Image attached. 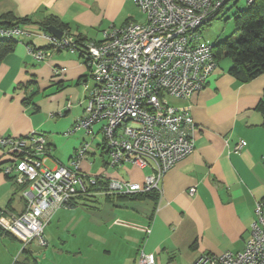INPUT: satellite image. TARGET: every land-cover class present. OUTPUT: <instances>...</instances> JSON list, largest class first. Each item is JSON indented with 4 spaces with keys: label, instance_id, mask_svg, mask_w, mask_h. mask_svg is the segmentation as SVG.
<instances>
[{
    "label": "crops",
    "instance_id": "obj_1",
    "mask_svg": "<svg viewBox=\"0 0 264 264\" xmlns=\"http://www.w3.org/2000/svg\"><path fill=\"white\" fill-rule=\"evenodd\" d=\"M135 6L134 0H0V13L13 11L35 20L55 14L70 25L71 34L101 40L105 32L134 20ZM25 30L27 34L19 36L14 50L0 64V135L43 133L58 166L70 164L80 145L79 138L71 134L82 132L83 141L90 144L81 165L85 173L105 180L143 182L150 167L111 165L102 133L99 137V131L94 135L83 128L72 130L95 84L79 51L51 49L47 57L37 60L30 47L49 42L37 23L25 25ZM222 60L205 86L181 105L189 106L196 123L195 149L165 173L159 198L117 196L143 203L130 211L138 224L124 226L135 231L131 238L137 252L153 253L160 262L189 264L205 254L243 250L252 233L257 204L264 201V125L257 109L264 100V72L241 82L229 71L232 60ZM88 134L92 137L86 140ZM241 140L245 145L236 150ZM58 146L59 158L54 155ZM10 158L0 146V163ZM16 186L1 170V206H7ZM191 187L196 188L193 194ZM97 192L77 196L75 205L58 210L76 208ZM105 194L107 200L115 196ZM11 207L23 209L20 193L14 195Z\"/></svg>",
    "mask_w": 264,
    "mask_h": 264
},
{
    "label": "built area",
    "instance_id": "obj_2",
    "mask_svg": "<svg viewBox=\"0 0 264 264\" xmlns=\"http://www.w3.org/2000/svg\"><path fill=\"white\" fill-rule=\"evenodd\" d=\"M134 1L146 15L143 23L129 21L105 32L101 40L87 39L84 47L71 33L57 37L44 32L51 47H30L37 60L47 57L51 49L78 52L79 47L84 48L95 84L84 114L72 130L101 132L111 165L133 163L151 169L143 182L108 180L103 191L113 195L160 193L165 173L195 149L196 123L189 106H172L168 97L190 98L217 68L213 45L210 41L199 43L200 32L226 0ZM18 34L27 31L19 25H0V35ZM244 145L241 140L236 150ZM0 146L11 156L3 171L21 186L24 199L20 211L0 207V226L25 246L33 240L47 245L44 229L53 214L70 206L80 194H91L90 188L97 184L99 176L81 169L90 144L84 142L70 164L54 168L45 162L52 148L43 133L0 135ZM195 190L191 187L189 193ZM135 264L177 263L160 262L155 254L141 250ZM189 264H264V201L257 204L252 233L243 250L205 254Z\"/></svg>",
    "mask_w": 264,
    "mask_h": 264
},
{
    "label": "rangeland",
    "instance_id": "obj_3",
    "mask_svg": "<svg viewBox=\"0 0 264 264\" xmlns=\"http://www.w3.org/2000/svg\"><path fill=\"white\" fill-rule=\"evenodd\" d=\"M246 2L247 0H240L237 6L229 3L212 21L203 25L199 43L206 41L215 43L218 39L232 36L235 30L233 12L237 7L244 6ZM135 5L134 20L139 23L145 22L146 15L136 3ZM22 28L25 29V25H22ZM32 28L35 29V27ZM21 35L23 34H18L15 38L18 39ZM230 60L227 57L222 61L229 63ZM168 99L172 106L182 107L184 105V99L172 96ZM98 130L99 125H96L95 132ZM71 135L79 138V147L84 143L81 137L82 132ZM101 135L100 132L98 136ZM89 137L92 135L88 134L86 140H89ZM58 149L60 146L55 148L54 155L59 158L61 154ZM56 150L59 155H56ZM53 152L51 151L52 154ZM47 156L49 159L47 164L55 167L56 159L51 155ZM137 203V206L143 204L136 200L118 199L117 196L107 200L105 192H97L89 200L80 201L76 208H67L60 212L59 209L52 216L44 230L47 245H40L33 240L27 247L33 251L34 257L40 264H134L139 256V252L132 243L134 239L131 238L135 231L124 225L138 224L134 222L138 220L130 217V214L133 215L130 212L133 210L131 207H135ZM90 205L94 208L89 207ZM0 207L5 206L0 204ZM117 220L119 222H115ZM135 234L138 238L140 237V233ZM24 246V242L18 238L10 235L0 236V264H13L15 261L20 264H34L23 252Z\"/></svg>",
    "mask_w": 264,
    "mask_h": 264
},
{
    "label": "trees",
    "instance_id": "obj_4",
    "mask_svg": "<svg viewBox=\"0 0 264 264\" xmlns=\"http://www.w3.org/2000/svg\"><path fill=\"white\" fill-rule=\"evenodd\" d=\"M239 1L240 0H226L220 12L223 11L229 3H234L237 6ZM232 17L235 23L233 35L223 39H218L215 43H212L214 49V58L217 61V64L223 58H230L232 60V65L229 69L230 73L235 75L241 82H249L264 72V0H247L244 6L237 7V9L233 12ZM214 18H212L210 21H212ZM31 23H37L45 33L49 32V25H54L63 30L65 33H70V25L62 21L61 18L55 14H50L43 20H35L32 16H18L13 11L0 13V25L3 26L10 27L19 25L22 27V25ZM77 38V42L84 47L88 38L79 35ZM17 42L18 39H16L14 36L6 37L2 35L0 37V64L4 58L14 50ZM50 47V44H48L47 46L37 48L49 49ZM83 47H79L78 51L81 58L84 59L85 50ZM257 109L261 111L263 115L264 125L263 99H261V101L258 103ZM6 164L7 162L0 163V171L3 170ZM6 175L10 179H13V176L10 174L6 173ZM107 185L108 180H105L99 176L97 184L90 188V192L93 194L97 191H103L106 189ZM16 189L17 190L15 194L20 193L21 186L17 184ZM15 194H13L11 200H9L7 206H5L10 210H13L11 205ZM107 195L110 197L113 194L108 193ZM79 196L83 197L84 195L80 194ZM115 196L122 198L149 197L151 199L157 200L160 196V193L156 190H152L149 192L116 194ZM73 205H75V201L70 206ZM6 235L18 238L13 232L6 231L0 226V236ZM23 252L26 253L27 258L29 260L31 259L30 261H32L34 264H40L37 258L34 257L33 251L27 246L23 247ZM13 264L20 263L15 261Z\"/></svg>",
    "mask_w": 264,
    "mask_h": 264
},
{
    "label": "water",
    "instance_id": "obj_5",
    "mask_svg": "<svg viewBox=\"0 0 264 264\" xmlns=\"http://www.w3.org/2000/svg\"><path fill=\"white\" fill-rule=\"evenodd\" d=\"M48 30L50 33H52L53 35H55L57 37H62V35L64 34L63 30H61L60 28H58L54 25H49Z\"/></svg>",
    "mask_w": 264,
    "mask_h": 264
}]
</instances>
